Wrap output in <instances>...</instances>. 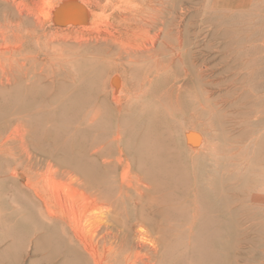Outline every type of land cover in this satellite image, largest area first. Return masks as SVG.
Here are the masks:
<instances>
[{"label":"rangeland","instance_id":"374dc122","mask_svg":"<svg viewBox=\"0 0 264 264\" xmlns=\"http://www.w3.org/2000/svg\"><path fill=\"white\" fill-rule=\"evenodd\" d=\"M75 1L91 10L87 24L74 17L63 31V48L79 51L76 56L59 65L42 55L0 81V210L6 214L0 258L66 264L64 250L29 241L35 224L20 223V213L38 204L39 188L52 193L57 206L62 200L69 207L90 203L101 191L122 206L132 204L139 214L134 229L146 235L136 238L148 235L145 242L154 247L150 239L160 235L164 264H264V0L238 11L223 0H113L115 6L108 0ZM138 5L146 8L143 17L131 21L126 13ZM32 8L31 18L49 25L42 10ZM63 32L54 34L57 43ZM100 35L118 43H96ZM127 47L137 49L134 63L116 58ZM148 137L176 154L184 183L145 177L138 151ZM121 151L122 163L116 160ZM68 153L78 159L74 180L85 184L48 171L49 163L58 170L69 166ZM98 206L106 225L112 218L104 203Z\"/></svg>","mask_w":264,"mask_h":264},{"label":"bare ground","instance_id":"6f19581e","mask_svg":"<svg viewBox=\"0 0 264 264\" xmlns=\"http://www.w3.org/2000/svg\"><path fill=\"white\" fill-rule=\"evenodd\" d=\"M27 1L31 2V5L26 4ZM251 1L252 0H223L226 7L228 6L229 8L235 9L237 11L239 9L240 10L247 9L250 6ZM108 2L113 3V4L115 3V2H113V0H108ZM104 5H105V3H104ZM139 5L137 8L130 9L126 13L127 17L131 21H135V20L137 21V19H138L137 17H141V18L143 17V14H144L146 8L145 7L142 8ZM33 6H38L40 8V10H42V12H43L42 15L47 20H49L48 21L49 25H47V23L44 22L40 17H38L34 20L31 18V16L35 14L34 12H36V10L33 12V8H32ZM114 6H115V4H114ZM250 7L252 9H254L252 6H250ZM260 8H261V6H260ZM125 12H126V10H125ZM248 14H250V13H248ZM35 16H37V15H35ZM90 16H91V10L86 8V6L84 4H82L80 2H76L75 0H61V1L46 0L45 2L42 0H0V39H2L4 41L3 44L5 47L4 50H1V49H3V47L0 49V81H3L4 78H6L7 80H10V76L13 75L15 71H17L16 69H19L22 71V69L26 66V64L28 63V61L30 59H36L37 57H40L42 55L46 61H50L53 64L63 65L64 63H67L74 56H76L77 52H79V51H76V54H73L70 52V50L66 51L65 50L66 47L63 48L65 45L64 41L66 42V38L68 36V35L66 36L64 32L68 29L67 26L69 25V23L71 24V21L73 20L74 17L80 18L79 22H81L82 24L85 25L88 23ZM124 18H125V16H124ZM251 19H252V16H251ZM74 22H75V20H74ZM251 25H253V24H251ZM251 28H252V26H251ZM58 31H62V32L64 31L63 32L64 36H62V37H64V39H63V41H58L59 43H57L55 38H53L54 34ZM59 34H61V33H59ZM104 36L103 37L101 35H100V37L98 36V38H96L97 39L96 43H98L99 41H105V44L109 45L111 40L115 43H118L115 39L110 40L109 37H104ZM62 37H61V39H62ZM258 42H260V41H258ZM80 46H82V45H80ZM75 47H77V46H75ZM122 47H123V45H122ZM37 48L40 49L38 54H36V55L29 54V52H28L29 49L33 50V49H37ZM127 48L129 49L130 47H127ZM73 49H74V47H73ZM134 50H135V48H134ZM135 51H131V49L124 50V51L120 50V52L116 53V55H118L116 58L123 60V58L125 57L128 59V61L130 63L131 62L134 63L136 61V55H137V53ZM138 51H140V50L138 49ZM260 53H262V52H260ZM46 68H47V66H46ZM53 69H54V67H53ZM46 71H44V72H46ZM102 71H103V67L100 68V74H102ZM98 72L96 73L97 76H98ZM52 73H54V71ZM52 73H50V74H52ZM51 76H53V74ZM49 78H51V77H49ZM114 79H115V77H114ZM68 80H70V79H68ZM79 80H80V77H79ZM52 81L50 83H52ZM73 84H75V83H73ZM47 91L49 93L52 92V91L50 92L49 90H47ZM198 91H199V88H198ZM53 95H55V94H53ZM83 95H84V93H83ZM30 100H32V99H30ZM41 100H42V98H41ZM44 101H45V98H44ZM40 102L42 103V101H40ZM30 103H31V101H30ZM43 103H45V102H43ZM32 105L33 104H31L30 106H32ZM25 106H26V104H25ZM27 107L28 106H26V108ZM14 108H15V106H14ZM70 108H72V107H70ZM190 108L192 109V107H190ZM10 110L11 109H9V111ZM188 110H190V109H188ZM17 111H20V109ZM7 123L9 124V122H7ZM170 124H171V122H170ZM164 126H167V124ZM171 126H174V125L171 124ZM174 128H176V127L174 126ZM170 130H172V129H170ZM170 130H168V131H170ZM176 132H177V134H179V130H176ZM142 134H144V133H140V135H142ZM169 134H170V132L168 133V135ZM159 136H161V135H159ZM197 136H199V135H197ZM197 136H196V138H197ZM117 137H118L117 139H120L121 135L118 134ZM199 137H198V139H199ZM144 138H145V136H144ZM193 139H195V138H193ZM139 140H140V138H139ZM125 141H126V139H125ZM127 143H129V141H127ZM137 143H138V141H137ZM140 143H141L140 144V150L138 152H139V156L143 160L142 162L146 163L147 168L144 169V171L147 170V173L144 172V173H146V176H145L146 178L148 177L147 175H149L150 177L151 176L155 177V174H157V176L159 175L169 185H177L178 183L181 182L184 174L182 172L181 174H183V175H180V171L185 170V168L184 169L180 168V164L178 163V159L175 158L176 154L174 155V153L169 152L168 150H166L163 147V145L160 143V141L156 142V141L152 140V138H150V137H148V139L146 138V139L142 140V142H140ZM126 147L128 148V144L126 145ZM131 147L133 148V146H131ZM172 148H174V147H172ZM172 148H169V149H172ZM134 149L135 148H133V150ZM179 149H180V147H179ZM182 149H183V145H182ZM170 151H172V150H170ZM137 153H136V157H137ZM68 155H71V154L68 153ZM123 156H124V153H123V151H121L120 156H118L116 158V160H118L119 162L122 163V161L124 159ZM184 156H186V155H184ZM65 157H67V156H65ZM68 157H70V156H68ZM75 157L72 156L71 158H69L70 160L68 158H66V159H68L66 161L70 165L69 166H67V165L62 166L59 168V170L54 169L55 167H54L53 163H49L48 171H50L51 174L55 171L57 173V175L61 174V176H63V177L69 176L72 184H77V181H79L81 184H85L84 182L80 181V179H77L76 181L74 180V178H76L75 177V171H76L75 167L78 168V159H76ZM184 163H183V165H185ZM183 165H182V167H183ZM186 169H188V168H186ZM140 171H141V173L143 172V170H140ZM159 176H158V178H159ZM186 177L188 178V176H186ZM79 178H81V177H79ZM155 178H157V177H155ZM161 178H160V180H161ZM67 180H66V182L68 183L69 181H67ZM63 181H64V179H63ZM204 181H205V178H204ZM211 181H213V180H211ZM156 182L158 184V181H156ZM184 182L185 181H183L181 183H184ZM216 182H218V181L216 180ZM153 183H155V181ZM94 184H95V182H94ZM217 184H219V183H217ZM27 185H30L29 181H28ZM147 185H148V183H147ZM201 185H202V183H201ZM55 186H57V185H55ZM172 187H174V186H172ZM56 189H57V187H56ZM101 189H103V187ZM101 189L99 191H101ZM166 189H168V188H166ZM76 190L77 189L75 188V191ZM183 190H184V187H183ZM224 190H226V189H224ZM82 191H80V192H82ZM180 191H182V189ZM78 192H79V189H78ZM130 192H132V191L130 190ZM217 192H220V191L218 190ZM76 193H77V191H76ZM35 194H36L35 197H37V199H38V204L34 207V209H26L25 211L20 213V221H21L20 223H22L24 225L27 224L28 226L35 224L34 226H36V228L35 229L32 228L33 229L32 231H34V232L29 237V241L33 240L37 243L41 240H44V241L52 243L53 244V250H56V252L59 250L60 251L64 250L66 253V256L68 257L65 261L66 264H164L162 257H158L159 256L158 251L160 250L159 248L161 247L160 245L162 243V237L160 235H158L153 240L150 239L151 241H153L155 243L154 247L147 245L148 243H146V242L149 241L148 235H147L148 238L146 237L148 239L146 242H145L146 238H145V240L141 239V238H143V236L145 237L146 235H144V232L142 234L140 231H136L134 229V227L136 228V225H138V223H139V214L137 212L138 210H136L135 206H133L132 204L131 205H127V204L125 205L124 204L122 206L119 204L117 198L114 199L111 196H109L108 193H104L102 191L95 193V195H94L95 199L92 201L90 200L91 201L90 203L87 202V203H83L82 205H78V206L73 205V207L67 206L63 202L64 200H62V201L60 200L61 202L58 203L59 206L54 205L52 202L53 199H51V196H50L52 193L50 195H48L45 191L40 190L39 188L35 189ZM217 194L219 195V194H221V192L217 193ZM135 195L136 194H134V196ZM113 197H115V196H113ZM172 197H173V195H172ZM180 197H179V199L185 198V196L181 197V198ZM118 198H121V194H118ZM224 198L226 199V197H224ZM223 199H221V200H223ZM227 199H229V198L227 197ZM55 200L57 201L58 199L55 198L54 202H55ZM162 200H164V199H162ZM176 200L177 199L175 198L174 201H176ZM171 201L172 200H170V202ZM99 202H102L105 204V207L107 209L106 214L107 213L110 214V217L112 218L111 221H108L106 225L103 222L104 220H102L101 213H98V210L100 209V206H98ZM168 202H169V200H168ZM226 202L228 204L227 200H226ZM164 203H167V202H164ZM187 203L189 204L188 201H187ZM170 204H174V203L171 202ZM175 204H176V202H175ZM179 204H180V202H178V205ZM181 205H183V204H181ZM30 206H34V205H30ZM70 206H72V205H70ZM174 208L176 209V207H174ZM174 208H173V210H174ZM216 209H217V207H216ZM14 210H16V213H17V209H14ZM225 210H227V209H225ZM18 213H19V211H18ZM14 214H15V212H14ZM5 215L6 214L2 210H0V224L1 225L6 220ZM119 218H121L122 220H120ZM114 219L116 221H118L117 223H121L123 225L122 229H120L118 226H116L114 224ZM33 225L31 227H33ZM31 227H29V228L31 229ZM3 228H4V226H3ZM7 231H9V230H7ZM27 232H28V228H27ZM164 233H166V232H164ZM136 234H140L141 238L137 239ZM164 240H166V239H164ZM169 248H167V249H169ZM82 254H83V256L86 255L87 258L83 257ZM64 256H65V254H64ZM204 256L209 258V256H207V255H204ZM9 258H10L9 262H7L3 258H0V264H21V260L18 256L10 255ZM196 258H197V256H196ZM199 258H201V257H199ZM199 258H198V260H199ZM203 259H202V261H203ZM217 259H218V257H217ZM212 260L214 261V259H212ZM182 261H184V260H182ZM213 261H211V262L213 263Z\"/></svg>","mask_w":264,"mask_h":264}]
</instances>
